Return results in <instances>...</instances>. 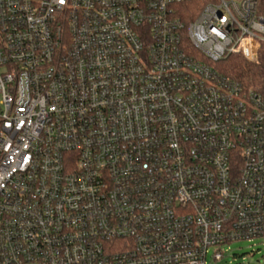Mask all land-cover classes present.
Returning a JSON list of instances; mask_svg holds the SVG:
<instances>
[{
	"label": "built area",
	"instance_id": "1",
	"mask_svg": "<svg viewBox=\"0 0 264 264\" xmlns=\"http://www.w3.org/2000/svg\"><path fill=\"white\" fill-rule=\"evenodd\" d=\"M264 0H0V264H208L264 236Z\"/></svg>",
	"mask_w": 264,
	"mask_h": 264
},
{
	"label": "trees",
	"instance_id": "2",
	"mask_svg": "<svg viewBox=\"0 0 264 264\" xmlns=\"http://www.w3.org/2000/svg\"><path fill=\"white\" fill-rule=\"evenodd\" d=\"M218 66L224 74L247 86H252L264 95V44L257 63H250L242 56H230L221 61Z\"/></svg>",
	"mask_w": 264,
	"mask_h": 264
},
{
	"label": "rangeland",
	"instance_id": "3",
	"mask_svg": "<svg viewBox=\"0 0 264 264\" xmlns=\"http://www.w3.org/2000/svg\"><path fill=\"white\" fill-rule=\"evenodd\" d=\"M225 257L208 264H264V236L252 241L234 242L223 248Z\"/></svg>",
	"mask_w": 264,
	"mask_h": 264
}]
</instances>
